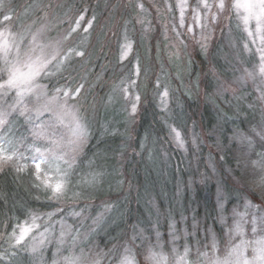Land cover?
<instances>
[{
    "label": "rangeland",
    "instance_id": "1",
    "mask_svg": "<svg viewBox=\"0 0 264 264\" xmlns=\"http://www.w3.org/2000/svg\"><path fill=\"white\" fill-rule=\"evenodd\" d=\"M221 2L223 8L219 7ZM247 2L249 0H0V70L5 72V80L0 82V120L4 121L0 123V148L13 157L0 163V173L13 167L21 172L32 169L59 212L64 209L68 213V222H61L65 233H71L83 220L91 224L90 229L101 226V216L109 220L115 218L112 220L115 224L119 218L117 212L111 214L116 208L112 204L105 205L104 210L90 218L77 207L83 194L101 184L95 176L87 180L86 174L78 172V164L90 142L87 119L97 111L100 102L98 94L81 85V81L89 74L97 83L107 79L113 87L106 107H116L123 117L121 122L128 127L137 122L136 127L131 128L136 129L131 136L129 162L144 163L149 169L148 163L157 160L161 167L158 173L166 185L175 181L176 188L181 185L180 177L184 174L191 175L188 183H193L195 175L203 176L201 183H206L213 191L215 214L223 217L219 225L226 234L232 232L228 235L231 241L221 247L220 236L203 219L202 223L196 222L193 231L185 233L183 241L176 234L180 228L173 215L168 214V205L163 212L150 202L146 205L151 210L158 209L156 214L161 212L172 218L168 220L171 254L167 236L157 221L142 240H137L136 226L133 229L130 225L118 231L119 235L127 237L125 246L130 251L125 252L120 264H138L131 249L142 250L143 246H149L152 264H223L226 260L228 264H245V261L261 264L259 260L254 261L253 247L256 240L264 239V71H261L264 29L257 33L255 19L245 25L247 13L235 5ZM6 16L9 19H5ZM138 37L140 42H135ZM230 49L232 58H237L234 63L225 62V57H231ZM223 51H226L225 56ZM79 57L85 58L80 59L83 62L78 65L83 64L75 71V76L54 89L53 83L60 82L58 75L65 65ZM220 61L225 65L220 67L223 72L236 73L233 80L218 73L213 63ZM41 65L32 80L31 91L21 90V95L14 87L2 86L10 70L27 75L33 66ZM115 74L122 75L113 78ZM53 75L56 78L49 80ZM147 88L150 90L146 91ZM182 91L190 98L189 102ZM64 92L69 95H63ZM142 92L147 93L148 98H144ZM250 92L254 93V101L247 104L248 107L238 104L235 111L240 112L242 108L260 111L262 128L256 130L254 139L242 131L241 117L217 115L220 117L208 124L207 130L199 123L200 116L196 121L189 120L188 104L199 106V98H206L208 93L219 99L209 103L214 105L215 102L218 109V106L234 107L244 99L243 93ZM142 111L144 116L154 117V125L151 130L141 127L140 132ZM199 111L200 108L196 109ZM17 116L29 122L33 144L32 139L14 141L7 134L3 135ZM222 119L226 120L221 124ZM224 124L226 128L222 129ZM238 147L246 149L248 159L233 154ZM25 160L29 162L26 164ZM126 169L124 167L119 174L127 175ZM58 183L63 185V191L54 197L49 186ZM178 202L177 199L173 204ZM49 221L50 215L43 222L38 220L37 225L34 221L31 225L24 223L16 234L24 227L31 228L22 244L36 235L35 240H31V248L36 250L49 239L47 230H42ZM144 231H141L143 235ZM78 239L76 236L72 241L73 246ZM190 239L195 251L190 250L193 246L188 243ZM11 241L15 246L21 245L16 244L13 233ZM85 251L67 257L63 264H69V259H75L76 264H100Z\"/></svg>",
    "mask_w": 264,
    "mask_h": 264
},
{
    "label": "trees",
    "instance_id": "2",
    "mask_svg": "<svg viewBox=\"0 0 264 264\" xmlns=\"http://www.w3.org/2000/svg\"><path fill=\"white\" fill-rule=\"evenodd\" d=\"M134 41L140 42L139 37ZM229 51L231 54V49ZM225 54L226 51H223L222 55L225 56ZM232 56L231 54L229 59V56L225 57V62H236L237 58L233 59ZM82 58L70 59L65 65L63 72L58 75L60 82L56 84L52 82L53 86H55L54 89L68 83L67 81L70 80L71 76H75V71L82 67L83 63L78 65L79 62H83L80 60ZM243 58L244 56L240 60ZM213 64L217 67L221 77L232 80L235 78L236 73L223 72V69L220 67H225V65L221 61ZM153 69L155 72L157 71L155 68ZM199 74L204 73L199 72ZM121 75L115 74L113 78ZM48 78L49 80H54L56 77L53 75ZM4 80L5 72L0 70V82ZM107 81L106 79L97 83L90 74L81 81V85H85L86 88L90 87L91 92L95 91L98 94L97 98L100 102L97 111L94 112L95 116L93 113L87 119L90 142L84 155L80 159L78 172L86 174L85 179L87 180L95 176L101 184L83 194L84 200L82 199L77 207L89 214L90 218L96 216L100 210H104L105 205L112 204L116 208L111 211V214L117 212L116 214L119 219L115 224H112V220L115 218L109 220V218L106 219V216H101V221L99 222L101 226H94L92 229L89 228L91 224L83 220L74 226V230L71 233H65L61 228V222H68V213L64 209L59 212L55 204L51 202L48 192L41 185L40 181L36 180L33 170L30 169L27 172H21L14 167L8 168L0 173V264H63L65 262L64 259L76 256L84 250L89 253V258L96 263L120 264L123 261L125 252L129 253L130 251L125 246L127 237H124V234L119 235V229L122 228L120 231L123 229L126 230V227L130 225L134 229L135 225L137 228L135 232L137 240H142V238L145 239L148 235L149 228H152L155 221L162 225L163 231L165 232L164 236H167L168 240V253H170L171 249L168 245L170 238L168 232L170 227L168 226V220L172 218L178 228H180L176 231V234L183 241L186 239L185 233L193 231L196 224L202 223L203 219H206L207 226L220 236L221 247L226 242L231 241L229 236H231L232 232L226 234L223 227L219 225V220H222L223 217H218L215 214L216 208L213 191L209 189V186L207 187L206 183H201L203 176L195 175L193 183H188L187 179H190L191 175L184 174L180 177L182 179L179 181L181 185H179V188H176L175 181L166 185L164 179L161 177L162 175L158 173L161 167L157 160L148 163L149 169L144 167V163L142 165L140 163L139 165H133L131 161L129 162L132 155L130 147L133 145L131 143V136L135 135L136 129L131 128L136 127L137 122H134L128 127L127 123L121 122L123 117L117 112L116 107H106L111 88L113 87V84H108ZM124 84L122 82V85ZM153 84L154 82L150 86H153ZM74 85H77V82ZM149 90V88L146 89V91ZM182 94L189 102L190 98L186 97L183 91ZM143 96L144 98L145 96L148 98L147 93H144ZM241 96H244V99L236 103L234 107H223V109L218 106V109H216L215 102H213L214 105L209 103L214 99H219H216L211 93H208L206 98H199V106L196 103L188 104L190 111V113L188 112L189 120L196 121L200 116L199 123L207 130L208 124H212L220 116L222 118H225V116L226 118L233 116L241 117L243 118L240 121L242 131L254 139L257 135L256 130L262 128L261 123L264 119L260 121L258 113L260 111L257 109L242 108L240 112H236L235 107L238 104H244L248 107L247 104L254 101V93H243ZM150 103L152 104V101ZM153 106H156V104L154 103ZM198 108L201 111L196 112ZM141 113L143 114L141 119L142 124L140 123L141 125H139L138 130L141 127L143 130H151L152 125H154V122L152 123L154 117L151 115L148 117L144 116V111ZM18 120L19 116L14 117L11 121L12 124L6 127L3 135L7 134L11 138H14V141H18L20 138L26 142L31 141L32 136L29 134L30 131L28 129L29 122L23 120V117V121ZM224 120L226 119L221 120V124ZM225 128L226 126L224 124L222 129ZM256 142L259 141L257 140ZM31 144H33V139ZM232 149L234 148L232 147ZM245 150L238 147L237 150H233V154H238L236 157L245 160L248 159L246 158ZM24 162L27 164L29 160H25ZM126 162H129V165L126 166ZM124 167H127V175L121 176L119 172ZM205 179L207 181L209 180L206 177ZM177 199L179 200L178 204H173ZM150 202L157 204L159 208H162L163 212H165V205H168L167 211L168 214L173 215L172 218L170 215L168 217L162 215L160 211V215L156 214L158 209L154 211L146 205ZM53 212H56L55 215L52 214ZM193 214L195 215L193 216ZM48 215H50L49 223L42 226V230L44 231L46 229L49 233L47 243L41 245L36 250L32 249L33 244L31 240H35L36 236L33 235L24 244L16 246L12 244L11 235L14 230L15 232L19 231V227L22 224L28 223L31 225L33 223L32 221L36 225L40 224L38 220L43 222ZM228 218L226 217L225 220L228 221ZM140 230H145V234L143 235ZM76 236L79 239L76 241L75 246H73L72 241ZM63 239H67V241L65 240L62 244ZM188 243L193 245L190 250L195 251L194 242L190 239ZM148 247L143 246L142 250L141 248L135 247L134 251L131 249L138 264H152L148 256ZM207 249L211 250L210 247ZM62 252L64 254H60ZM103 258L104 260L102 261L101 259Z\"/></svg>",
    "mask_w": 264,
    "mask_h": 264
},
{
    "label": "snow or ice",
    "instance_id": "3",
    "mask_svg": "<svg viewBox=\"0 0 264 264\" xmlns=\"http://www.w3.org/2000/svg\"><path fill=\"white\" fill-rule=\"evenodd\" d=\"M204 7H208L207 3H204ZM220 8L224 7V4L221 2L219 5ZM235 7L237 8H243L247 15L244 17V23L245 25L248 24V22L252 19L256 20L257 28L256 31L259 33L262 29H264V0H249L247 3L243 4H236ZM5 19H9V17H5ZM2 35V34H0ZM4 52L7 53V41H5L4 45ZM78 55L81 53H77ZM264 59V57H262ZM40 67L33 66L32 71L27 75H22L18 71L10 70L8 73V80L3 87L8 88H16L20 94H23V91L21 90H32V80L37 72L40 71ZM261 71H264V67H262ZM63 95L67 96L69 95L67 92H64ZM3 120H0V123H3ZM77 128H79V125L77 124ZM179 136V134H177ZM13 157L11 155L7 154V151L5 149L0 148V163L6 162L7 160L12 159ZM37 168H39V164L36 165ZM51 188V191L53 193L54 197H58L62 194L63 191V185L62 184H56L55 186H49ZM31 228L24 227L20 230L19 234L17 235L15 230L13 232V237L15 239L16 244H22L24 239L26 238L27 234L31 231ZM254 252V261L259 260L261 264H264V239H259L254 242L253 247ZM69 264H76L75 259H69ZM217 264H220V262H217ZM223 264H228V261H224ZM245 264H253V262L245 261Z\"/></svg>",
    "mask_w": 264,
    "mask_h": 264
}]
</instances>
